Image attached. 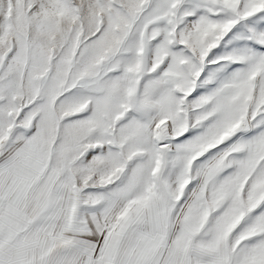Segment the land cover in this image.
I'll return each instance as SVG.
<instances>
[{
  "label": "snow or ice",
  "instance_id": "6c2138e0",
  "mask_svg": "<svg viewBox=\"0 0 264 264\" xmlns=\"http://www.w3.org/2000/svg\"><path fill=\"white\" fill-rule=\"evenodd\" d=\"M0 264H264V0H0Z\"/></svg>",
  "mask_w": 264,
  "mask_h": 264
}]
</instances>
